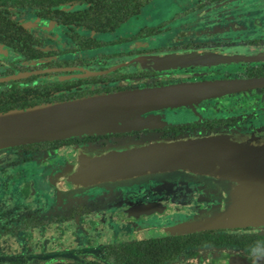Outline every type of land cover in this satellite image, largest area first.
I'll return each instance as SVG.
<instances>
[{"label": "flooded vegetation", "instance_id": "1", "mask_svg": "<svg viewBox=\"0 0 264 264\" xmlns=\"http://www.w3.org/2000/svg\"><path fill=\"white\" fill-rule=\"evenodd\" d=\"M188 1L122 33L152 0H0V117L194 91L133 124L0 146V264H264V227H208L203 183L88 178L114 147L264 128V0Z\"/></svg>", "mask_w": 264, "mask_h": 264}, {"label": "water", "instance_id": "2", "mask_svg": "<svg viewBox=\"0 0 264 264\" xmlns=\"http://www.w3.org/2000/svg\"><path fill=\"white\" fill-rule=\"evenodd\" d=\"M191 92L179 86L12 112L0 117V146L133 124L141 111L179 105ZM88 169L100 183L200 182L220 200L209 228L264 227V128L135 142L101 153L100 168Z\"/></svg>", "mask_w": 264, "mask_h": 264}, {"label": "rangeland", "instance_id": "3", "mask_svg": "<svg viewBox=\"0 0 264 264\" xmlns=\"http://www.w3.org/2000/svg\"><path fill=\"white\" fill-rule=\"evenodd\" d=\"M187 1L188 0H152L151 4L144 9L137 19L128 22L121 32L126 33L128 30L134 31L140 29L145 24L154 25L163 16L171 14L183 7ZM164 39L165 37L157 42L163 43Z\"/></svg>", "mask_w": 264, "mask_h": 264}]
</instances>
